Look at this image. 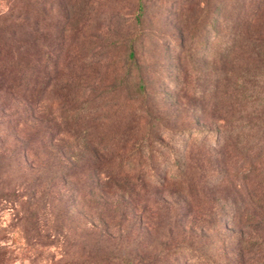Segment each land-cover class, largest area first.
<instances>
[{
    "label": "rangeland",
    "instance_id": "rangeland-1",
    "mask_svg": "<svg viewBox=\"0 0 264 264\" xmlns=\"http://www.w3.org/2000/svg\"><path fill=\"white\" fill-rule=\"evenodd\" d=\"M33 1L36 99L14 105L21 125L13 129L4 121L8 105H0V148L35 146L28 159L19 149V178H35L48 164L34 199L47 186L66 193L40 221L57 231L42 259L24 243L18 221L24 211L5 207L0 187V252L8 242L12 264H118L123 255L151 260L146 264L258 260V254L241 256L239 246V238L258 231L240 228L235 217L245 189L237 170L250 105L242 77L264 63L229 49L242 8L233 0ZM10 3L0 0V13ZM257 6L264 27V0H247L245 9L255 14ZM198 22L196 38L204 33V43L181 40L180 30L189 34ZM221 57H228L225 64ZM28 113L36 126L25 123ZM211 149L219 172L223 152L220 180ZM74 161L84 173H57ZM176 173L183 190L172 182Z\"/></svg>",
    "mask_w": 264,
    "mask_h": 264
},
{
    "label": "trees",
    "instance_id": "trees-1",
    "mask_svg": "<svg viewBox=\"0 0 264 264\" xmlns=\"http://www.w3.org/2000/svg\"><path fill=\"white\" fill-rule=\"evenodd\" d=\"M246 1L247 0H233V5L242 8V12L240 13L238 8L239 12L236 14L237 17L234 19L233 23L235 26V36L233 38V43L232 41L230 42L231 45L229 49L235 48L241 53L244 50V53L247 55L246 59L254 63L255 57H257L258 60H264V27L260 24L262 15L259 16V6L256 7L255 14L250 13L247 15L248 11L245 9ZM34 5L35 3L33 0H11L9 9L0 13V105H8L4 109L11 111V114L4 120L7 125L10 124V126H8L9 129L21 125L19 121L20 117L16 114L18 110L15 109L14 105L20 102L31 105L36 99ZM187 10L193 12V8L190 6H188ZM243 10L245 13H243ZM191 17L192 14L189 15L188 18L183 19V23L185 22L187 25ZM199 23L200 22L193 26L189 34H185L184 30L181 29L179 32L181 40H190L191 43L203 44L205 41L203 40L204 33H202V40H197L196 38ZM227 58L228 57H221V63L225 64ZM255 68L257 70L251 71L248 69L242 77L243 91L245 93L244 99H246L245 103L250 105L248 107L249 111L246 113L249 120L246 118L247 120L241 131L243 136L245 130H247V133L242 141L244 155L237 173L241 174L243 178L242 181L245 183V189L244 195L237 197L236 200V210L238 211V207H240V211L238 214H236L237 211L231 212V217L236 214L235 217L238 221L237 226L240 228L251 226L255 231H258L255 236H244L239 238V246L241 256L258 254L259 258L254 262L243 263L241 260L239 264H264V255L260 258V255L264 252V233L262 232L264 231V63L262 67ZM22 112L27 113L24 107H22ZM28 117L29 120L26 119L25 123L29 122L33 127L36 126L37 123L34 119H31L29 113ZM45 127L46 130L50 128L49 121L45 122ZM14 131L16 134L22 132V130L20 131L17 129ZM51 133L52 129H49L48 134ZM49 145L50 143L48 142L46 147H49ZM217 146H220V144H217ZM79 148L80 146L77 144V146L72 149ZM19 149H21L24 158L28 159L29 154L35 150V146L23 144L21 148L15 145L12 147L11 151L10 149H6L5 152L0 148V187H5L6 191L2 195L1 201L5 207L10 206V208H13V206L17 207V205H20L24 213L20 215L21 217L18 218V221L22 224V232L27 234L24 238V243H26V247L28 248L34 249L35 247L36 253L43 259L42 252L45 251V248H47L53 240H55L57 231L49 229L44 230L43 227H41L40 221L42 217L47 215L48 218L50 217L52 207H54L53 205L62 198L66 190L60 188L53 191L48 186L42 187L39 190L38 196H36L37 198L34 199L35 185L39 184L47 176L48 164L42 166L39 174H35L37 175L35 178L17 177V166H19L20 163V159L17 157V153H20ZM59 149L61 150V148ZM110 153L111 151L109 154ZM209 153L210 159L211 157L213 158L214 173H217L219 169H217L214 159L217 153L212 149ZM222 155L223 152L221 151L217 161L222 165V171H224L225 167ZM101 157L106 163L109 161L108 158H105V155L102 154ZM112 160L113 164L117 162L115 158H112ZM31 162L32 159H29V167L33 169ZM54 162L56 164H61L58 158H56V161L53 158V163ZM46 163H48V160ZM117 163V167H120V164L122 165V162ZM82 165L83 164L77 167L78 164L74 161L73 164L69 166L71 169L67 166L65 168L56 167L58 169L57 173L62 177H66L70 174V171H76V169L83 172ZM137 165L138 162L136 164L131 163V167L136 168ZM179 169L182 170V165L179 166ZM222 171L219 172L218 180L224 177V175L221 174ZM114 173L115 171L107 174L111 180L118 175V173H116L114 176ZM8 177L10 179H8ZM124 177L127 180L131 179V177L126 174ZM172 177V182L180 190H183V184L181 183L179 174H173ZM181 184L182 187L180 188L179 186ZM20 188L23 189V194L19 193L20 191L18 190H20ZM27 210L29 211L26 212ZM28 232H32V235L28 236ZM8 245V242L2 245L0 264H12L14 262V258L9 254V251L6 250L8 249ZM89 258L93 259L92 256ZM32 261L33 260H31V262ZM149 261L151 260L145 261L144 258L143 260H134L129 255H123L117 262L118 264H146L147 262L149 263ZM101 264L109 263L102 262Z\"/></svg>",
    "mask_w": 264,
    "mask_h": 264
}]
</instances>
